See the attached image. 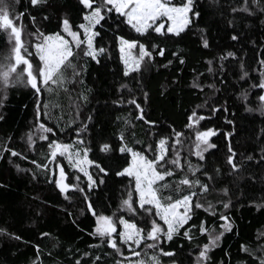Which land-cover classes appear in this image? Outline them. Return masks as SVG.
Masks as SVG:
<instances>
[{"label": "trees", "instance_id": "1", "mask_svg": "<svg viewBox=\"0 0 264 264\" xmlns=\"http://www.w3.org/2000/svg\"><path fill=\"white\" fill-rule=\"evenodd\" d=\"M5 2L10 5L12 14L25 13L23 38L27 41L26 46L37 41V37L32 35L37 28L50 34L61 31L64 17L74 26L82 22V6L78 0H48L47 5L37 8L30 7L28 0ZM171 2L179 4L182 0ZM231 2L235 4L236 0ZM196 8L200 17L180 37H161L154 32L139 37L146 45L156 43L166 51L163 57L156 56L154 52L153 66L148 71L133 74L137 79L124 77L122 73L123 65L115 37H137L127 25L122 24L118 29L115 25L102 29L101 35L96 38L97 46L106 48V52L99 57V64L77 55L74 63L78 68L81 65L84 67L81 76L74 77L69 70L66 74L68 82L63 87L40 94L39 119L36 116L37 97L32 89L24 85L8 89L7 98L0 107V116H3L0 120V151L6 146L22 153L27 159L12 157L8 151H2L0 156V228L21 238L16 240L0 235V264H76L77 261L79 264H115L117 259L99 237L90 235L95 229V218L86 210L82 195L69 191V199H65L50 182L55 177L31 163L32 160L47 163V141L35 137L34 149L27 142V135L37 132L35 129L39 123L54 128L56 136L49 134L50 139L70 144L75 142L74 129L81 122L88 124V131L82 136L86 142H91L89 157L111 169L105 183L90 193V199L98 214L112 215L129 185L127 177H118L114 173L126 165L119 154L109 159L97 152L96 143L103 139L115 144L123 133L127 143L140 149L156 140L161 133L169 134L171 125L185 133L181 137L182 147L178 146L182 157L196 164L197 158L189 154L192 146L189 142L194 136L185 127L193 110L206 117L200 121L201 130L209 127L218 129L217 135L211 138L216 148L205 154L206 160L202 163L207 170L221 169V174L216 177L217 192L214 195L228 199L218 192V189L227 187L231 199V206L226 210L216 205L215 216L201 209L193 217V222L198 224L203 219L207 222L206 226L217 233L223 231L220 225L224 221L219 220L220 215H227L232 223V230L224 233L219 247L210 253V264H256L253 257L241 250V245L256 248L264 243L257 240L258 235L264 232V206L259 210L256 207L264 202V165L247 161L241 178L234 180L228 175L226 159L229 141L238 158L248 154L258 157L264 148V115L259 111L245 110L246 106L256 109L259 105L257 97L260 90L249 85L258 82L260 75L257 69L260 67L258 61L264 58V25L260 23V14L245 17L238 12L235 15L243 18L236 19L230 26L228 21L233 19V14L228 11L227 0H196ZM28 13L36 16L35 25L29 20ZM45 16L48 19H44ZM201 29L204 31L201 32ZM236 32L240 34V39L233 41L231 35ZM203 39L208 41L207 48L203 47ZM30 50L34 53L33 48ZM5 51V36L0 33V53ZM229 51L242 58L249 70L250 78L246 82L238 79L236 60H221L222 56L227 57ZM173 52H178V56L174 57ZM179 56L183 57V64L178 62ZM33 59L35 65L37 61ZM170 59L173 63L162 67ZM209 61L212 63L209 64ZM221 64L225 66L223 74L218 73ZM210 67L212 72L208 71ZM81 80L83 83H80ZM194 81L203 85V91L192 86ZM122 83L128 85L130 93L128 89H120ZM209 85L215 87L210 88ZM244 89L248 92L247 104L240 97ZM144 92L148 94L146 101ZM82 96L88 97L87 102ZM132 97L141 103L145 118L157 122L154 127L136 118L134 105L113 103L114 100ZM197 105L201 107L197 108ZM212 107L220 110L213 114ZM225 107L227 112L223 110ZM88 115L92 116L91 121H86ZM227 120H232L233 124L227 123ZM227 132L233 135L226 138ZM64 166L69 181L75 183L72 169L66 164ZM52 167L50 164L49 168ZM91 171L96 172L94 168ZM80 186L85 185L82 182ZM117 215L128 218L127 213L117 212ZM137 221L142 222L140 217ZM192 231L195 238L191 242L177 237L162 245L165 249L177 247L183 264H194L198 245L207 242L206 235L199 234L196 229ZM96 257H100L99 261ZM161 259L167 262L170 258Z\"/></svg>", "mask_w": 264, "mask_h": 264}, {"label": "snow or ice", "instance_id": "2", "mask_svg": "<svg viewBox=\"0 0 264 264\" xmlns=\"http://www.w3.org/2000/svg\"><path fill=\"white\" fill-rule=\"evenodd\" d=\"M78 2L82 6L81 23L74 26L67 17H64L61 20V31L45 34L37 28L32 35L37 37L38 42L26 46L27 41L23 38L25 13L21 11L12 14L9 10L10 5L5 0H0V33L5 36L6 43V51L0 53V94H2L0 107H3V100L7 98L10 87L24 85L32 89L37 97L36 116L39 119L40 94L43 91L51 92L54 88L63 87L68 82L66 74L69 70L72 76H81L84 67L81 65L78 68L74 63L77 55L90 58L99 64V57L106 52V48L97 46L96 38L101 35L102 29L112 28L113 25L117 29L122 24L127 25L137 34L135 38H125L123 35L115 37L123 65V76L137 79V76L133 74L148 71L153 66L154 52L156 56L163 57L166 51L163 46L156 43L146 45L139 37H146L150 32L161 37H180L181 33L200 17L196 0H182L179 4L172 3L171 0H78ZM227 2L228 11L233 14V19L228 21L230 26L236 19L243 18L235 15L238 12L243 13L245 17L260 14L262 17L260 23L264 25V0H236L235 4L231 0ZM28 4L32 8H37L47 5L48 0H28ZM28 18L35 25L36 16L28 13ZM44 19L48 17L45 16ZM203 31L201 29V32ZM231 39L238 41L240 34L233 33ZM202 43L205 48L209 46L207 39H203ZM30 48L35 49L34 53ZM172 55L177 57L178 52H173ZM33 58L37 61L35 65ZM226 58L238 62V79L246 82L250 78V72L242 58L231 51L227 53V57L222 56L221 60ZM178 62L184 63L182 56H179ZM172 63L170 59L162 67ZM211 63L209 61V64ZM258 64L260 66L257 69L260 73L258 82L250 84L249 87L260 90L257 97L259 105L256 109L246 106L245 110L259 111L264 115V58L260 59ZM208 71L213 70L210 67ZM224 71L225 66L221 64L218 73L223 74ZM80 83H83V80ZM192 86L203 91L202 84L194 81ZM209 87L215 86L209 85ZM120 89H128V85L122 83ZM128 91L131 92L130 89ZM143 95L146 101L147 92ZM240 97L247 104L246 89L241 90ZM82 99L87 102L88 97L82 96ZM113 103L134 105L137 119L153 127L157 124L156 121L145 118L141 103H138L134 97L127 100L121 98L114 100ZM196 107L199 108L201 105ZM219 110L218 107L211 108L213 114ZM223 110L228 111L226 107ZM2 119L3 116H0V120ZM204 119H206L204 115H199L193 110L187 117L185 125L194 136L189 154L197 158L196 164L182 157L181 149H178L177 145L182 147L181 137L185 133L175 130L171 125H169L171 129L169 134L161 133L156 140L140 149L127 143L123 133L119 135L118 142L115 144L103 139L96 143L97 152L105 154L109 159L119 154L126 165L114 173L118 177H127L129 185L125 189V195L117 210L112 215L98 214L90 199V193L105 183V177L111 169L89 157L92 151L91 142H86L82 136V133L88 131L86 122H81V125L74 129L75 145L59 139H50L49 134L56 136L54 128L45 123H39L36 131L39 140L47 141V163H38L36 160H32L31 163L51 177H55L50 182L55 184L65 199H69L67 195L69 191L79 192L82 195L86 210L95 218V229L90 235L99 237L112 250L117 258L115 264H183L179 259L177 247L165 249L162 245L174 241L177 237L191 242L195 238L192 229L207 236V242L198 245L194 264H210L212 260L210 253L219 247L224 233L232 230V223L227 215H220L219 220L224 221L220 225L223 231L217 233L215 229L207 227V222L203 219L198 224L193 222L197 210L202 209L205 213L215 216L217 204L225 210L231 206L227 187L218 189V192L228 199H220L214 195L217 192L216 177L221 174V169L215 167L207 170L202 163L206 160L205 154L210 149L216 148L211 137L218 132V129L210 127L201 130L200 121ZM91 120L92 116L88 115L86 121ZM227 123L233 124V121L227 120ZM150 134L155 133L150 132ZM232 135V132L225 133L226 138ZM27 142L28 146L34 149L36 141L33 133L30 132L27 135ZM2 151L10 152L12 157L19 156L27 159L22 153L8 149L6 146ZM227 151L228 175L234 180L241 178L247 161L264 165V148L260 150L258 157L248 154L238 158L237 152L229 141ZM58 158L66 160L68 166L74 170L76 174L72 176V180L75 183L69 181L65 166ZM50 164L53 165L52 168H49ZM92 168L96 170L95 173L91 171ZM177 173H179L178 178ZM170 177L173 179L169 180ZM82 182L84 187L80 186ZM214 200L216 203H213ZM261 206H264V202L256 205L258 210ZM117 212L127 213L128 218L125 215H117ZM137 217H140L142 222H138ZM0 235H7L10 239H21L3 228H0ZM41 235H48V233ZM257 240L264 241V232L258 235ZM178 247L182 248L183 245ZM241 250L253 257L256 264H264V243H260L256 248L241 245ZM161 257L170 259L164 262ZM99 259L100 257H96L97 261ZM76 264H79V261Z\"/></svg>", "mask_w": 264, "mask_h": 264}, {"label": "rangeland", "instance_id": "3", "mask_svg": "<svg viewBox=\"0 0 264 264\" xmlns=\"http://www.w3.org/2000/svg\"><path fill=\"white\" fill-rule=\"evenodd\" d=\"M74 30H75V29H74ZM34 42H38V40H37V41H34ZM33 44H34V43H33ZM33 49H34V48H33ZM34 51H35V49H34ZM36 129H37V128H36ZM36 129H35V130H36ZM33 134H34V138H35V137H38V133H37V132L34 131ZM211 138H212V137H211ZM193 139H194V137H193ZM71 144L75 145V142H74V143H71ZM190 144L192 145V141L189 142V145H190ZM178 146H179V145H177V148H179ZM194 157H195V156H194ZM58 159L60 160V162H61L63 165H65V164L68 165V162H67L66 160H63L62 158H58ZM69 168H70V167H69ZM70 169H72V168H70ZM56 171H57V175H58V169H57ZM72 171H73V174H76V173H74V170H73V169H72ZM80 185H81V184H80Z\"/></svg>", "mask_w": 264, "mask_h": 264}]
</instances>
